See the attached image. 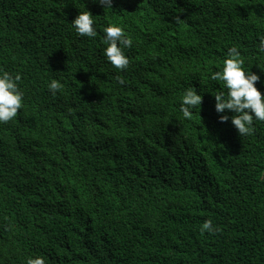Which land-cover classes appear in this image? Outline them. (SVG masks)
Returning a JSON list of instances; mask_svg holds the SVG:
<instances>
[{
  "label": "trees",
  "instance_id": "16d2710c",
  "mask_svg": "<svg viewBox=\"0 0 264 264\" xmlns=\"http://www.w3.org/2000/svg\"><path fill=\"white\" fill-rule=\"evenodd\" d=\"M109 22L133 38L126 70L104 56ZM262 35L264 0H0V69L24 93L0 123V264H264V122L221 123L210 79L236 45L264 94Z\"/></svg>",
  "mask_w": 264,
  "mask_h": 264
},
{
  "label": "clouds",
  "instance_id": "9594fccd",
  "mask_svg": "<svg viewBox=\"0 0 264 264\" xmlns=\"http://www.w3.org/2000/svg\"><path fill=\"white\" fill-rule=\"evenodd\" d=\"M106 9L112 8V0H98ZM75 32L84 37L95 38L97 36V22L95 15L89 10H83L71 21ZM103 50L107 61L118 70H126L130 64V58L126 49L133 46V38L119 24L109 22L103 28ZM259 51L264 53V35L259 37ZM210 79L222 82L225 91L218 92L215 97V111L220 114L221 123L228 122L235 127L240 136L251 135L254 130V121L264 122V94L257 87V81L261 79L257 73L246 70L245 59L241 49L233 45L227 49L223 67L219 71L211 73ZM21 75L0 69V123L13 120L19 110L23 108L24 93L19 82ZM124 84V80H119ZM61 83L52 79L48 83V89L56 94L61 89ZM202 94L195 87L186 89L181 98L180 111L185 119H191L193 112L200 108ZM231 113V115H229ZM218 227L214 226L211 219L206 220L200 227L201 233H215ZM26 264H47L43 255L29 256Z\"/></svg>",
  "mask_w": 264,
  "mask_h": 264
}]
</instances>
